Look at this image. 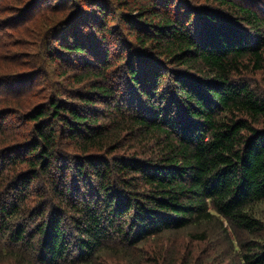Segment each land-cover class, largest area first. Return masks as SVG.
<instances>
[{"label":"trees","instance_id":"trees-1","mask_svg":"<svg viewBox=\"0 0 264 264\" xmlns=\"http://www.w3.org/2000/svg\"><path fill=\"white\" fill-rule=\"evenodd\" d=\"M139 1L123 15L140 50L123 59L121 83L111 79L107 23L117 8L87 0L89 8L52 29L49 63L62 62L63 75L84 69L79 82L92 86L27 113L34 135L13 141L8 161L25 171L0 169V259L96 264L105 251L131 252L168 231L227 220L253 236L240 242V260L264 264V92L240 77L264 68V8L209 0L228 16L185 0ZM67 140L76 152L63 158ZM40 178L58 206L29 203ZM123 260L111 261L140 264L137 255Z\"/></svg>","mask_w":264,"mask_h":264},{"label":"rangeland","instance_id":"rangeland-1","mask_svg":"<svg viewBox=\"0 0 264 264\" xmlns=\"http://www.w3.org/2000/svg\"><path fill=\"white\" fill-rule=\"evenodd\" d=\"M185 1L196 8L207 5L221 13L229 14L223 7L221 8L217 3L209 0ZM238 1L259 10L264 8V0ZM103 2L109 6L110 11L114 10V7L117 8L115 15L109 16L107 23L113 29V33L108 34V40L111 42L110 58L117 60V63L111 67L112 71L110 70L112 72L111 79L121 83L125 76L123 59L131 54L130 49L136 52L140 48V43L132 36L135 33L130 32L129 25L123 20V15L138 11V8H134L138 4L137 0H134L135 4L127 8L119 6L118 0H103ZM146 2L147 0L139 1L142 5H145ZM87 6H89L87 0H0V169L3 167L9 176H12L13 171L15 173L20 172V169L25 171L24 166H15L8 161L10 155H13L12 151L15 149L13 147L16 145L12 142L24 137L32 138L34 135L33 121L27 117V113L31 111L33 105L53 96L72 99L75 91L85 89L86 86L90 89L92 86V81L89 79L79 82L80 74L85 72L84 69L73 67V69H68L67 75H63L67 67H64L62 62L49 63L47 54V48L53 42L49 38L52 29L58 27L73 12L89 8ZM261 12L264 14V10ZM69 22L67 23L69 24ZM118 56L121 58L119 59ZM93 69L96 70V67L93 66ZM240 77L245 78L255 88L264 92V68L252 67L250 71L244 72ZM125 84V87L128 88L127 83ZM122 87L121 85V89ZM132 93L135 94L134 97L136 96L134 99L139 98L136 93ZM125 94L128 95L127 90ZM128 99L135 105H140L130 95ZM65 143H67L66 147L64 145L60 149L61 154L70 155L76 152L73 143L69 140ZM127 148L135 149L134 147ZM68 151L69 153H67ZM14 154L17 155V153ZM63 158H67V155ZM17 168L19 170H16ZM55 168L52 169L54 179H60L62 171L58 167ZM48 187L46 180L36 179L30 188L32 199L29 203L37 206L39 200H46L48 208L51 204L58 206L59 195H52ZM2 190L3 188L0 187V193L5 195V191ZM66 219H68L67 215ZM206 228L207 230L202 226H196L179 231H168L152 237L146 243H139L132 247L131 252L127 253L105 251L98 258L96 264H113L111 261L113 259L120 262L123 258L125 260L132 259V255L133 257L134 255L138 256L140 264H155L156 260H160L161 264L164 262L165 256L169 257L173 263L184 264V258L190 252H193L190 264H245L240 260V242L252 239V235L230 225L227 220ZM160 253L161 256L163 255L162 258L157 256ZM0 260L8 264L17 262L14 257L6 261L4 258Z\"/></svg>","mask_w":264,"mask_h":264}]
</instances>
